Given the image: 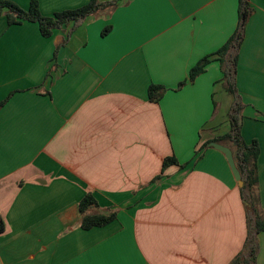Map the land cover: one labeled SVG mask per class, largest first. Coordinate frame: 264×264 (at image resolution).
<instances>
[{"label":"crops","instance_id":"obj_1","mask_svg":"<svg viewBox=\"0 0 264 264\" xmlns=\"http://www.w3.org/2000/svg\"><path fill=\"white\" fill-rule=\"evenodd\" d=\"M239 1L119 0L48 38L0 17V264H230L242 251L241 187L203 144L229 133L238 102L264 213V0H245L235 94L215 58L177 89L234 34ZM37 2L51 16L88 0ZM151 85L166 90L157 103ZM86 193L116 220L82 230ZM256 245L264 264V232Z\"/></svg>","mask_w":264,"mask_h":264},{"label":"trees","instance_id":"obj_2","mask_svg":"<svg viewBox=\"0 0 264 264\" xmlns=\"http://www.w3.org/2000/svg\"><path fill=\"white\" fill-rule=\"evenodd\" d=\"M118 2L119 0H113L99 3L97 0H88V3L80 8L65 10L55 13L52 17H45L41 15L38 9L37 0H30L27 9H22L11 1L0 0V17L2 15L5 16L9 26L19 25L23 22L37 23L40 34L44 38H48L52 36L54 29L71 22L76 23L88 16L96 15L103 11L113 10L116 8ZM4 8L9 9V11L3 12ZM248 11L249 9L245 0H240L238 25L234 34L219 50L197 62L190 69L187 80L180 83L177 89H180L186 83H192L199 75L204 73L206 66L212 61V58H215L220 64L225 90L229 94H235L233 76L235 73L236 54H234V52L240 44L242 27L249 14ZM106 32L107 29H105L102 34ZM165 91L166 90L160 86L151 85L148 88V98L150 101L157 103ZM4 104L5 101L0 102V108H2ZM240 109L241 106L236 102L229 113V133L204 143L203 147L208 146L211 142L224 143L227 141L237 148L238 154L234 155V159L236 168L243 182L240 193L245 204L247 237L242 251L230 264H255L257 252L256 237L259 233L264 232V213H261L258 209V197L255 193V186L257 184L256 160L259 149L256 141H253L250 145H246L241 140L239 135ZM172 164H177L174 158L164 159L162 163V172ZM160 177L161 176L156 177L154 181ZM78 211L81 216L80 227L85 231L104 227L116 220L117 217L115 211L100 208L95 197L91 193L84 194L78 204ZM3 230L4 227L0 222V233L3 232Z\"/></svg>","mask_w":264,"mask_h":264},{"label":"water","instance_id":"obj_3","mask_svg":"<svg viewBox=\"0 0 264 264\" xmlns=\"http://www.w3.org/2000/svg\"><path fill=\"white\" fill-rule=\"evenodd\" d=\"M209 145L224 155L227 161V164L230 168V171L233 175L234 180L238 183L239 187H242L243 182L241 180L240 173L238 169L236 168L231 150L221 144L214 143V142L210 143Z\"/></svg>","mask_w":264,"mask_h":264},{"label":"rangeland","instance_id":"obj_4","mask_svg":"<svg viewBox=\"0 0 264 264\" xmlns=\"http://www.w3.org/2000/svg\"><path fill=\"white\" fill-rule=\"evenodd\" d=\"M17 6H18V4H16ZM21 8V7H20ZM9 11V9H7V8H4L3 9V12H8ZM44 16V15H43ZM53 15H51V16H45V17H52ZM5 17V16H4Z\"/></svg>","mask_w":264,"mask_h":264}]
</instances>
